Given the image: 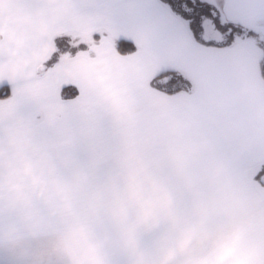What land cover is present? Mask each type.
<instances>
[{
	"label": "crops",
	"instance_id": "obj_1",
	"mask_svg": "<svg viewBox=\"0 0 264 264\" xmlns=\"http://www.w3.org/2000/svg\"><path fill=\"white\" fill-rule=\"evenodd\" d=\"M221 7L226 19L257 37L264 33V0H223ZM73 32L92 35V52L40 68L54 38ZM245 35L229 45L199 41L164 0H0V88L14 86L0 102V239H9L0 248L39 240L45 251L54 245L59 264L68 257L69 264H113L112 252L125 250H114L109 234L132 205L102 217L90 193L93 176H134L118 178L130 185L118 190H144L135 175H161V159L168 158L170 174L185 176L171 188L183 229L168 222L181 245L192 239L185 209L191 192H234L223 199L225 216L212 220L223 225V248L230 236L236 242L222 264H264V185L257 186L264 168V48L258 38L261 54ZM122 37L138 49L120 53ZM166 70L191 78L192 89L154 87L152 78ZM69 84L78 95L66 99L61 89ZM242 234L248 235L238 240Z\"/></svg>",
	"mask_w": 264,
	"mask_h": 264
},
{
	"label": "rangeland",
	"instance_id": "obj_2",
	"mask_svg": "<svg viewBox=\"0 0 264 264\" xmlns=\"http://www.w3.org/2000/svg\"><path fill=\"white\" fill-rule=\"evenodd\" d=\"M199 1L217 6V9L219 10L217 13L219 25L223 26L232 21L237 26H243L238 21L225 18L223 15L224 11L221 7L223 0ZM185 19L191 24L194 17L193 15H190L188 18L185 17ZM221 29V27L217 28L216 32H213L207 39L219 43L228 41L230 39L227 35L228 33H222ZM242 31V35L246 34L243 38L254 45L262 54L263 50L258 44V38L264 41V33L259 34L257 37L253 34H247L250 31L247 28ZM74 33L75 32L71 34L65 33L67 35L61 34L54 38L51 49L52 51L48 56L49 59L47 58L46 61L41 64L40 68L43 69L44 66L50 65V60L55 57H64L76 51L92 52V35H86V38H82L80 37L82 34ZM237 33L239 32L235 31V34ZM101 34L105 35L103 32H101ZM201 35H203L204 38L206 37L202 32ZM237 35L234 37V41L236 40ZM232 43L233 41L230 44ZM170 78L171 75H168L167 80L169 81ZM7 85L10 86V92L13 94L14 86L10 84ZM11 93L9 95H11ZM9 95L0 96V102L6 100ZM83 149L84 148H82V150ZM36 161L37 160H35V162ZM86 161V163H88L91 160ZM31 162H33V160ZM127 162L129 167H131L133 166L134 160H127ZM115 166L116 164L114 163L112 168H107V170H113ZM149 167H152V161H150ZM160 167L161 175L155 176V178L149 173L144 176L135 175L137 180L142 182L138 187L140 188L141 186H144V190H139L137 188L134 190L132 188L130 190H118V187L130 186L129 183L121 184L119 180H117L118 178L124 177L126 178L125 180L130 178L129 182H131V179L134 176L108 174L93 176L92 178V190L90 193L92 195V200L99 202L97 203L99 204L97 210L102 217L107 219L112 210H124L125 204H127V206L128 204L132 205L131 207H127L128 216H122V218L116 222L119 224L120 229L111 231L109 234L112 236L111 242L113 249L115 250L119 247L120 251L125 250L119 253L112 252L114 254L113 264H218L217 262L222 264L227 258L231 259L236 242H234L233 238L230 236V240L225 244V248H223V225H218V221L212 220L217 218L222 219V217L225 216L221 210V205L224 203L223 199L232 197L234 192L192 191V204L189 206L185 205L189 217V219H187L189 221L192 220L193 231L191 226L187 227V231L192 232V239L189 238V242L181 245V235L177 233L176 236H174L173 232L170 231L172 226H168V222L173 218V220H176L177 222L178 229H183V219L181 218V220L179 217H175V214L178 215V210L174 208L178 209V207L175 206L178 205V201L175 197L176 192H172L171 188H173L172 182L183 181L185 176L170 174L168 158L161 159ZM259 177H262L264 180V168L262 169V175ZM106 181H109V183L106 184ZM157 185H160L161 190L152 189L153 186L157 187ZM186 185L187 184H185L184 187H186ZM263 185L264 181H259L257 186L263 188ZM147 187L149 188L147 189ZM235 207V203H233L231 209H234ZM180 208L183 209L182 206ZM158 224H162L160 230ZM249 224L250 223L247 222L245 225L248 226ZM240 232H245V230H241ZM247 235L248 234L239 235L237 236V239H243ZM0 240L7 242L9 239L5 238ZM44 241H46V239H44ZM68 242L71 243L72 239ZM37 243L39 244L41 242L39 240H31L26 244H17L18 246L16 247H10L7 245L0 248V264H59L58 251L53 248L54 245H47L45 251L41 249ZM212 243L213 246H211ZM63 244L65 249L67 247V250H71L68 245L66 246L65 242H63ZM24 246L27 247L23 248ZM2 249H4L3 252H1ZM211 252L212 255L210 254ZM128 259L131 262L123 261ZM66 261V264H69V257ZM61 264H63V262ZM93 264H102V262L94 261ZM225 264H228V262Z\"/></svg>",
	"mask_w": 264,
	"mask_h": 264
},
{
	"label": "trees",
	"instance_id": "obj_3",
	"mask_svg": "<svg viewBox=\"0 0 264 264\" xmlns=\"http://www.w3.org/2000/svg\"><path fill=\"white\" fill-rule=\"evenodd\" d=\"M168 5H170L172 8H174L175 11L179 12L185 17H189L190 15H193L194 20L191 21V28L194 32V35L196 38L204 43L207 44H213V45H227L230 44L232 41H234V37L239 33H243L242 30H246L244 26L241 25H235L234 22L230 21L226 25H219L218 20V9L217 6L209 5L205 2L199 1V0H164ZM183 10V11H182ZM185 11V12H184ZM221 27L222 33H228L227 35L230 37V39L226 42H212L209 41L207 38L212 35L213 32H216V29ZM236 32H239L235 34ZM201 32L206 35L204 38L203 35H201ZM245 33V31H244ZM248 34H256L254 30H250ZM260 44L264 48L263 41L260 40ZM67 46V45H65ZM117 50L122 54H128L135 52L138 49V45L136 42H134L131 39L128 38H120L116 45ZM59 59V57H55L52 60H50V63L56 62ZM261 72L264 77V54L261 60ZM168 75H171V78L169 81L167 80ZM151 84L163 91H166L168 93H173L176 91H179L181 89L185 90H191L193 86V82L191 78L184 75L182 72L178 70H166L158 74L156 77H154L151 80ZM10 86L5 84L0 88V96H7L10 92ZM62 97L64 98H73L78 95V88L73 85H64L61 89ZM260 175H258V178Z\"/></svg>",
	"mask_w": 264,
	"mask_h": 264
}]
</instances>
